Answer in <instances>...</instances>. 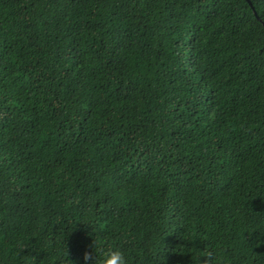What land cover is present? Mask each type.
I'll return each instance as SVG.
<instances>
[{
    "label": "trees",
    "instance_id": "trees-1",
    "mask_svg": "<svg viewBox=\"0 0 264 264\" xmlns=\"http://www.w3.org/2000/svg\"><path fill=\"white\" fill-rule=\"evenodd\" d=\"M253 39L264 44L258 0H0V182L23 180L7 212L22 221L20 254L85 264L88 253L91 264L103 239L101 251L135 244L129 264H212L207 214L236 264H264V172L246 156L254 136L264 141V46ZM66 173V200L79 199L63 207ZM230 190L228 209L218 198ZM138 207L151 229L128 225L120 240L113 217ZM13 251L0 236V264H22Z\"/></svg>",
    "mask_w": 264,
    "mask_h": 264
},
{
    "label": "clouds",
    "instance_id": "clouds-1",
    "mask_svg": "<svg viewBox=\"0 0 264 264\" xmlns=\"http://www.w3.org/2000/svg\"><path fill=\"white\" fill-rule=\"evenodd\" d=\"M259 5L264 6V0H258ZM138 8L130 9L128 14L132 15L135 12H138ZM105 16L107 15V11L105 10L103 13ZM147 14V13H142ZM152 15H155V12L152 13ZM244 31H247V28L244 29ZM155 39V36L153 37V40ZM250 45H252L253 50L256 46H264V44L260 43L256 39L248 41ZM153 47H155V44H153ZM12 59L15 58V53H12V56L10 57ZM154 67H158V65H154ZM144 75L143 67L141 66L139 72L133 71L132 72V78H139V76ZM149 77L153 76V73L149 72L147 73ZM158 73H156V77L158 78ZM48 85L45 84L44 87H47ZM153 89H157V84H152ZM10 92H14V89H11ZM41 94L44 92V88H41L40 90ZM32 95H36V93H33ZM50 98V97H49ZM138 104L142 106V101H137ZM259 123V121H258ZM242 134L247 136L248 129L245 128V123L241 121L239 129ZM255 141H257V148L253 149L250 154L246 153L247 156V166L249 170H257V165H259L258 172H264V141L261 140L259 135H256L253 137ZM251 143V141L249 142ZM245 148L248 147V144L246 143L244 145ZM19 159V158H18ZM43 163V160L40 161V163H36L35 161H24L19 165V167L16 169V171L19 170V168H25L27 167L29 171H31L33 168H39L40 164ZM83 163V162H81ZM83 171H87L86 168H82ZM233 171H238L237 169H234ZM25 175H28V172L24 173ZM5 177L7 178L6 181L0 182V186H6L8 188V195H6L2 201H0V207L4 208V211L0 212V219L4 221L3 225H0V236L3 237L4 243L6 246H10L13 248V255L12 260L15 261L16 259H19L22 264H33V261L35 260V257L29 256V255H21L20 251L22 248L25 247L24 244L21 243L20 239H18V231H14L13 228L15 226H18L20 223H22L21 220L18 219H8L7 212L8 210L16 204V200L14 199V193L18 190L19 184L23 183L22 179H17L15 176V172H6ZM39 175V174H38ZM76 175H79V173H76ZM69 174H65V182L69 185V188L63 192V193H57L56 194V200L58 202H63V207H68V205L77 202L79 197L74 198L73 200H66L67 192L71 191V183L75 180L76 176H71V179L68 178ZM47 192V189L44 191L39 192V200L36 201L38 205L39 210V203L40 201H43L45 194ZM99 195V194H96ZM169 197L174 196V191L170 190L167 194ZM138 196V193L132 192L129 193V199H134ZM185 199H194L193 197H185ZM219 203L223 206H226L228 209H231L232 203H233V194L230 190L227 195H222L218 198ZM198 202V201H197ZM118 204H123L124 199H120L119 201H116ZM163 203V202H161ZM86 217L89 221L95 222L96 216L93 213L92 209L89 208L86 213ZM43 219H46L44 217ZM58 220L59 217H56ZM153 220H155V217H153ZM148 221V216L144 213L142 207H138L136 211L132 213H126L123 217H113V224H112V230L114 232H119L121 235L118 237L122 241H129V233L127 232V226L128 225H134L139 231L142 233L145 230H150L152 225L148 224L147 229L145 228V224ZM201 223L204 225V227L207 229L208 232L214 233L212 236V244L210 248L212 249L211 252H206V255H210L212 257V264H236L237 256L235 255L236 249L234 244L230 243L227 239L226 233L227 229L219 230L217 227V224L215 222V217L210 215H204L203 219L201 220ZM123 226V227H122ZM131 240L136 241L138 240V237L132 236ZM103 239L95 240L94 246L92 248L91 253V264H129L130 261V255L129 253L131 251H136V254L140 255V249L136 247L135 244H133V247L131 249H126L121 246H114L109 248L106 251H101L100 246L103 244ZM41 249H37L39 251ZM43 251H47V248H43ZM63 251H61L60 255L58 257H55L56 259H61L64 264H67V261L64 259ZM84 260L85 264H88L89 261V254H84ZM7 264V262H6Z\"/></svg>",
    "mask_w": 264,
    "mask_h": 264
},
{
    "label": "water",
    "instance_id": "water-1",
    "mask_svg": "<svg viewBox=\"0 0 264 264\" xmlns=\"http://www.w3.org/2000/svg\"><path fill=\"white\" fill-rule=\"evenodd\" d=\"M248 1V0H247Z\"/></svg>",
    "mask_w": 264,
    "mask_h": 264
}]
</instances>
